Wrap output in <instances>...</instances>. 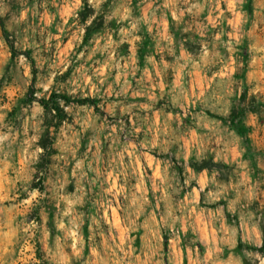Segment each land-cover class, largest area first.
I'll return each mask as SVG.
<instances>
[{
	"label": "clouds",
	"instance_id": "obj_1",
	"mask_svg": "<svg viewBox=\"0 0 264 264\" xmlns=\"http://www.w3.org/2000/svg\"><path fill=\"white\" fill-rule=\"evenodd\" d=\"M0 80V264H264V0H0Z\"/></svg>",
	"mask_w": 264,
	"mask_h": 264
},
{
	"label": "rangeland",
	"instance_id": "obj_2",
	"mask_svg": "<svg viewBox=\"0 0 264 264\" xmlns=\"http://www.w3.org/2000/svg\"><path fill=\"white\" fill-rule=\"evenodd\" d=\"M55 31V27L52 29ZM92 35L89 31V36ZM178 35V34H177ZM88 42V37H85V43ZM67 43V40H64ZM126 50V49H124ZM247 59V58H246ZM11 83V78L7 77ZM0 87H3V81L0 80ZM30 102L28 97H25V101ZM16 110L14 109V112ZM14 113H10L9 116L12 118ZM245 120L249 122V126H245ZM233 124L238 126V131L241 134L243 142L248 147V153L246 159H251L253 167H255V162L257 158L264 160V98L260 100L259 103H253L250 105L249 111H245L241 108L238 116L233 119ZM254 134V139H248V134ZM54 212V209L51 210Z\"/></svg>",
	"mask_w": 264,
	"mask_h": 264
}]
</instances>
